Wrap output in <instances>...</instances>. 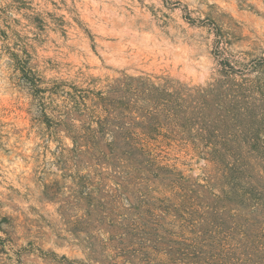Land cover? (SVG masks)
I'll list each match as a JSON object with an SVG mask.
<instances>
[{
    "label": "rangeland",
    "instance_id": "obj_1",
    "mask_svg": "<svg viewBox=\"0 0 264 264\" xmlns=\"http://www.w3.org/2000/svg\"><path fill=\"white\" fill-rule=\"evenodd\" d=\"M224 58L264 82V0H0V264H88L89 242L114 263L100 168L49 129L74 88L144 76L206 89ZM168 152L188 176L214 169L191 144Z\"/></svg>",
    "mask_w": 264,
    "mask_h": 264
},
{
    "label": "trees",
    "instance_id": "obj_2",
    "mask_svg": "<svg viewBox=\"0 0 264 264\" xmlns=\"http://www.w3.org/2000/svg\"><path fill=\"white\" fill-rule=\"evenodd\" d=\"M219 66L206 89L144 76L74 88L51 124L74 141L75 160L100 168L112 264H264V82L229 59ZM77 114L91 122L77 126ZM176 141L213 171L194 177L171 164ZM81 245L101 264V245Z\"/></svg>",
    "mask_w": 264,
    "mask_h": 264
}]
</instances>
